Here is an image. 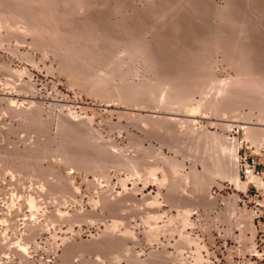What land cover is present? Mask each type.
Instances as JSON below:
<instances>
[{"label": "rangeland", "instance_id": "374dc122", "mask_svg": "<svg viewBox=\"0 0 264 264\" xmlns=\"http://www.w3.org/2000/svg\"><path fill=\"white\" fill-rule=\"evenodd\" d=\"M262 80L264 0H0V264H264Z\"/></svg>", "mask_w": 264, "mask_h": 264}, {"label": "bare ground", "instance_id": "6f19581e", "mask_svg": "<svg viewBox=\"0 0 264 264\" xmlns=\"http://www.w3.org/2000/svg\"><path fill=\"white\" fill-rule=\"evenodd\" d=\"M2 18H3V17H2ZM4 18H5V17H4ZM7 18H8V17H7ZM7 21H8V20H7ZM7 21H6V22H7ZM142 54H143V53H142ZM242 62H243V61H242ZM243 63H244V62H243ZM246 69H247V68H246ZM244 72H245V71H244ZM246 74H247V73H246ZM239 76H240V75H239ZM241 77H242V76H241ZM236 78H238V77H236ZM246 78H248V77H246ZM230 79L232 80V78H230ZM234 80L237 81L236 79H234ZM234 80H233V81H234ZM239 80H240V79H239ZM245 80H246V79H245ZM233 81H230V82H232L231 84H233ZM243 81H244V79H243ZM258 81H259V80H258ZM262 81H263V80H262ZM225 82H226V81H225ZM263 82H264V81H263ZM152 83H153V82H152ZM154 83H155V82H154ZM248 83H249V82H248ZM248 83H244V82H242V81H239L238 83L236 82V84H237L238 86L243 87V88H246V90H247V89H250V88H252V89L255 88V90L258 91V92L260 93V96L262 95V96L264 97V88H263L264 86L261 87L262 85L259 86V84H257V85L255 84V86H254L253 83H249V84H248ZM217 84H219V83H217ZM251 84H253V85H251ZM169 85H170V84H169ZM228 85H229V84H228ZM234 85H235V84H234ZM147 86H148V85H147ZM171 86H172V85H171ZM213 86H214V85H213ZM219 86H220V85H219ZM226 86H227V85H226ZM144 87H145V86H144ZM156 87H157V85H156ZM161 88H162V87H161ZM166 88H167V87H166ZM219 88H221V87H219ZM225 88H226V87H225ZM227 88H228V87H227ZM235 88H236V87H235ZM237 88H239V87H237ZM151 89H152V88H151ZM163 89H165V88H163ZM170 89H171V88H170ZM173 89H174V88H173ZM174 90H175V89H174ZM237 90H238V89H237ZM239 90H241V89H239ZM242 90H243V89H242ZM168 91H169V90H168ZM175 91H176V90H175ZM221 91H222V90H221ZM229 91H230V90H229ZM256 91H255V92H256ZM170 92H171V91H170ZM226 92H227V91H226ZM226 92H225V93H226ZM243 92H244V90H243ZM147 93H148V92H147ZM223 93H224V92H223ZM230 93H231V92H230ZM249 93L251 94L252 92L249 91ZM249 93H248V94H249ZM256 93H257V92H256ZM245 94H247V92H246ZM248 94H247V95H248ZM254 94H255V93H254ZM254 94H253V95H254ZM220 95H221V94H220ZM222 95H223V94H222ZM237 95H238V94H237ZM255 95H256V94H255ZM248 96H250V95H248ZM258 96H259V95H258ZM160 97H161V96H160ZM160 97H159V98H160ZM241 97H242V96H241ZM236 98H237V97H236ZM247 98H248V97H247ZM261 98H262V97H261ZM166 99H167V98H166ZM262 99L264 100V98H262ZM169 100H170V98H169ZM261 101H262V100L260 99V102H261ZM165 102H166V101H165ZM247 102H248V101H247ZM249 102H251V101H249ZM207 103H208V102H207ZM240 103H241V102H240ZM257 103H258V101H257ZM200 104H201V103H200ZM200 104H199V105H200ZM216 104H217V103H216ZM216 104H215V105H216ZM237 104H238V103H237ZM201 105H202V104H201ZM219 105H220V104H219ZM234 105H235V104H234ZM242 105H243V104H242ZM237 106H238V105H237ZM255 106H256V105H255ZM262 106L264 107L263 104H262ZM227 107H228V106H227ZM245 107H246V106H245ZM247 107H248V106H247ZM173 108H174V107H173ZM186 108H187V107H186ZM261 108H262V107H261ZM261 108H260V109H261ZM263 109H264V108H263ZM186 110H187V109H186ZM260 111H261V114H260L261 116H260V117L258 116L259 118H258V121H257V122H261L260 125H262V123H264V110H260ZM260 111H259V112H260ZM190 112H192V111H190ZM197 112H198V111H197ZM237 115H238V114H237ZM236 118H237V117H236ZM247 118H248V117H247ZM247 118H246V119H247ZM250 118H251V117H250ZM250 118H249V119H250ZM253 118H254V116L252 117V119H253ZM249 119H247V120H249ZM244 120H245V119H244ZM244 123H245V122H244ZM250 124H251V123H250ZM253 124H254V123H253ZM257 124H259V123H257ZM251 128H252V126H251ZM248 129H250V127H248ZM250 130H251V129H250ZM252 130H253V129H252ZM261 130H262V129H261ZM261 130H259V131L261 132ZM245 131H246V129H245ZM254 131H255V133H257V132H256V129H254ZM262 131L264 132V129H263ZM260 132H258V133H260ZM246 133H248L246 136H247L249 139H253L254 142H257L256 139H257L258 137L260 138L261 135L263 136V133H262L260 136H258V135L256 136L255 133L248 132V131H247ZM258 133H257V134H258ZM244 135H245V134H244ZM245 138H246V137H245ZM248 138H247V139H248ZM257 140H258V139H257ZM258 141H259V140H258ZM260 141H261V140H260ZM251 142H252V141H251ZM254 142H253V143H254ZM258 146H259V145H258ZM258 146H257V147L255 146L258 150H260V151L264 150V148H262V147H258ZM258 153H259V152H258ZM83 161H84V160H83ZM128 165H129V164H128ZM133 165H134V164H133ZM221 166H223V165H221ZM126 167H127V166H126ZM216 167H217V166H216ZM225 168H226V167H225ZM214 169H215V168H214ZM220 170H221V169H220ZM54 171H55V170H54ZM208 171H210V170H208ZM216 171H217V170H216ZM218 171H219V170H218ZM150 172H151V174H154V173H152V172H154V171H150ZM220 173H221V172H220ZM223 173H224V174H227L226 171H223ZM151 174H150V175H151ZM224 174H223V175H224ZM216 175H217V174H216ZM221 175H222V174H221ZM59 176H60V175H59ZM165 176H166V175H165ZM225 176H226V175H225ZM246 176H248L249 181H251V182H253V183H256L258 186L263 185V184H262V181L260 180V178H259V177L257 178L256 174H255L254 172H252L251 170H249V169L246 170ZM154 177H155V176H154ZM163 177H164V176H163ZM227 177H228V176H227ZM229 177H230V176H229ZM165 178H167V177H164V179H165ZM164 179H163V181H164ZM233 179H234V178H233ZM235 179H236L237 181H239V175H238L237 173L235 174ZM242 187H243V186H242ZM244 188H246V184H244ZM32 201H34V200H32ZM35 202H36V201H35ZM31 204H32V202H31ZM33 204H34V203H33ZM31 208H32V207H31ZM184 222H186V220H185ZM186 224H187V223H186ZM113 230H114V229H113ZM23 248H24V247H23ZM22 252H23V251H22Z\"/></svg>", "mask_w": 264, "mask_h": 264}, {"label": "built area", "instance_id": "2783aa9c", "mask_svg": "<svg viewBox=\"0 0 264 264\" xmlns=\"http://www.w3.org/2000/svg\"><path fill=\"white\" fill-rule=\"evenodd\" d=\"M245 149H247L248 152H243V156L240 159L244 166L245 173L247 169L251 170L254 173L256 172V174L259 173V171L256 170L257 163L255 160V157L251 153L252 152L251 146L245 145ZM262 173L264 174V165L262 167ZM261 181L263 185H260V186H257L253 182H250L251 188H254L256 191L261 190L259 194H253V197H251L252 198L251 200L253 202L254 211L255 213H257V217L264 215V178H261ZM260 195L263 199V202H260V199H259Z\"/></svg>", "mask_w": 264, "mask_h": 264}, {"label": "crops", "instance_id": "0c3cea01", "mask_svg": "<svg viewBox=\"0 0 264 264\" xmlns=\"http://www.w3.org/2000/svg\"><path fill=\"white\" fill-rule=\"evenodd\" d=\"M259 153H256V156H255V160H256V168H259L261 169L260 171L262 172V166L264 165V154H259Z\"/></svg>", "mask_w": 264, "mask_h": 264}]
</instances>
